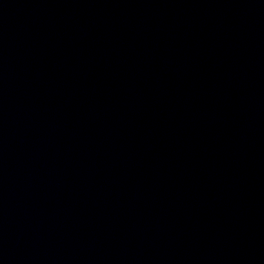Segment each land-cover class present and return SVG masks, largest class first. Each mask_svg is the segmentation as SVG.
I'll list each match as a JSON object with an SVG mask.
<instances>
[{"label":"water","instance_id":"1","mask_svg":"<svg viewBox=\"0 0 264 264\" xmlns=\"http://www.w3.org/2000/svg\"><path fill=\"white\" fill-rule=\"evenodd\" d=\"M0 264H264V0H0Z\"/></svg>","mask_w":264,"mask_h":264}]
</instances>
